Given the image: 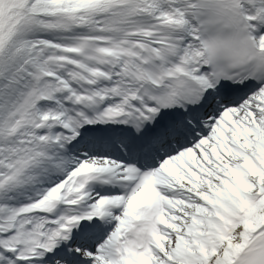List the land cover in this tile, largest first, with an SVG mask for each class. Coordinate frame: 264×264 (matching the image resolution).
<instances>
[{
  "label": "snow or ice",
  "instance_id": "1",
  "mask_svg": "<svg viewBox=\"0 0 264 264\" xmlns=\"http://www.w3.org/2000/svg\"><path fill=\"white\" fill-rule=\"evenodd\" d=\"M0 264H264V0H0Z\"/></svg>",
  "mask_w": 264,
  "mask_h": 264
}]
</instances>
